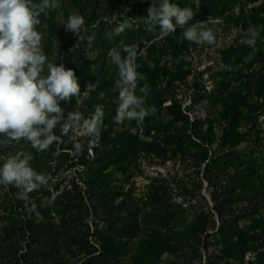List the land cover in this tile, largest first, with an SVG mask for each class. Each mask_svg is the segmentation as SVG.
Listing matches in <instances>:
<instances>
[{
    "label": "trees",
    "instance_id": "trees-1",
    "mask_svg": "<svg viewBox=\"0 0 264 264\" xmlns=\"http://www.w3.org/2000/svg\"><path fill=\"white\" fill-rule=\"evenodd\" d=\"M241 1L172 0L194 11L190 25L224 17L223 23L210 26L221 30L239 24L247 28L248 23L264 26V1L250 15L225 16ZM61 2V9L40 17L38 30L46 33L44 51L50 58H59L58 65L75 71L82 92L91 84L87 97L79 103L75 98L61 102V107L65 114L79 110L89 118L95 106L102 105L101 138L94 145L85 137L82 145L69 134L45 152L24 142L0 145V155L30 153L33 169L51 177L46 186L29 193L26 201L11 186L7 198L0 200L4 212H0V264H191L196 258L202 260L203 254L205 264H264V150L259 146L264 141V119H260L264 116V74L256 68L264 67V31L254 48L242 43L221 51L225 68L214 77L217 89L201 93L210 112L204 122H191L170 87L177 81L186 83L192 73L191 49L216 45L181 42L180 28L153 42L137 63L150 86L147 103L155 105L157 113L142 124H116L118 68L109 52L116 48L124 57L123 45L151 38L145 26L151 0ZM129 8H134L130 11L134 18L146 13L140 28L130 27L106 39L105 32L117 29ZM60 11L65 20L70 11L84 16L87 31L78 47L74 35L65 32ZM105 15L112 22L97 25ZM196 74L202 78L204 73ZM200 86L195 83L196 88ZM167 101L172 104L164 106ZM141 131L144 138L154 139L152 144L143 140ZM56 134L60 135L59 127ZM74 143L81 144L79 153ZM249 144L250 149L241 151ZM169 146L174 149H166ZM142 148L164 160L181 158L192 164L193 173L186 183L178 182L175 174L147 176L146 190L138 193L133 178L140 171L133 170L139 168ZM71 169V175H65ZM205 182L212 207L202 194ZM53 191H57L55 197ZM175 191L184 204L174 200ZM248 253H257L256 259L247 262ZM166 256L174 258L166 261Z\"/></svg>",
    "mask_w": 264,
    "mask_h": 264
},
{
    "label": "clouds",
    "instance_id": "clouds-1",
    "mask_svg": "<svg viewBox=\"0 0 264 264\" xmlns=\"http://www.w3.org/2000/svg\"><path fill=\"white\" fill-rule=\"evenodd\" d=\"M63 7L61 0H0V145H19L24 142L37 152L47 151L53 144L63 143L62 137L70 133L73 138L88 137L90 143L98 145L104 123L102 105H96L94 113L85 118L79 110L65 114L61 102L70 103L73 98L77 103L87 97V88L81 91L75 71L57 64V58H50L44 51L43 40L46 33L38 30L40 17H47L49 12ZM147 23L159 25L162 35L174 34L182 29V40L199 46H215L218 43L219 27L212 18L206 22L189 24L194 18L190 7H180L172 0H151L147 9ZM65 32L72 33L77 47L83 43L82 33L87 31L84 16L70 11L66 20L64 13L58 12ZM103 21L110 24L105 15L96 23ZM264 26H250L246 39L241 43L254 48ZM120 29L105 32V38L119 35ZM91 39V38H90ZM91 43L85 47V52ZM127 55L121 57L113 48L109 52L112 63L118 68L115 87L119 90V103L113 118L114 123L136 121L142 124L149 116L157 113L155 105L147 101L150 86L146 77L138 71V53L134 46L123 45ZM141 82H143L141 86ZM59 127L60 135L56 134ZM76 153L81 151V144L74 143ZM33 157L27 152L0 155V187L10 186L19 189V199L27 200L28 194L46 186L50 176L38 173L31 166Z\"/></svg>",
    "mask_w": 264,
    "mask_h": 264
},
{
    "label": "rangeland",
    "instance_id": "rangeland-1",
    "mask_svg": "<svg viewBox=\"0 0 264 264\" xmlns=\"http://www.w3.org/2000/svg\"><path fill=\"white\" fill-rule=\"evenodd\" d=\"M248 5L249 1L248 0H242L241 2H239L237 5ZM236 5V6H237ZM134 10V8H129L123 15V21H121L119 23V26L117 28L120 29V33H123L126 31V29L130 28V27H135L136 29L140 28V22L144 21L145 19V15L146 13H140L139 17L134 18L133 16L130 15V11ZM249 26L247 28H245L244 25L239 24V25H231L230 27H226V30H224V32H222V36L219 37V43L224 46V47H220V50L222 51L224 48L228 47L230 44L231 45H235V43L242 38V40H244V37L246 36V32L247 29L250 26H254L253 23H248ZM146 29L148 31V35L149 37H151L149 40H141L140 43L134 42L133 44H130V41L127 40V42H129L130 46H134L137 50L138 53V59L141 58V56L144 54V50L147 49V47H149V45H151L153 42L155 41H159L161 38L164 37V35L161 34L160 29H159V25L156 24L155 26H150L147 21H146ZM134 39V38H133ZM45 40V39H44ZM44 40H43V46H44ZM135 40V39H134ZM242 43L240 42L236 47L240 46ZM227 45V46H226ZM233 45V46H234ZM218 47V46H217ZM208 50V51H207ZM205 51H203L202 54H200V56H196L195 59H193L192 53H191V57H192V65L193 62H197L198 64L203 62V66L201 67L202 69L206 68V67H211V69L208 71V73L206 74L204 80L202 79L201 81H204L206 85H208L210 88L215 86L216 82L214 81V77L218 75V73H220L221 70H224L225 68V63L222 61V57L219 54V52L217 53H213L214 50H210L207 49ZM217 50V49H215ZM219 50V51H220ZM195 50H193L194 52ZM192 52V51H191ZM198 52V51H197ZM199 53V52H198ZM191 65V67H192ZM193 69V68H192ZM247 69V68H246ZM209 79L211 81H209ZM201 81H196V83H199L200 85H203V83ZM208 81V82H207ZM181 82H175L174 85L172 87H170V89L172 91H174L176 93V95H183L184 99L187 100V105H189V97L192 96L191 94H189V88L187 87V85H178ZM165 85L162 84L160 87L162 90L163 87ZM164 92V91H163ZM202 94L200 95H196L197 98V102L201 105V107L199 105H196L192 114L194 115V118H198L196 121H201L203 122L204 120L210 118L209 116V110L207 109L206 105L208 104L206 101H204V99H202ZM168 102V101H167ZM166 102V103H167ZM81 104V103H80ZM168 105V104H166ZM164 104V106H166ZM201 108L204 110L202 111ZM185 114V113H184ZM186 115V114H185ZM261 121H263L264 116L260 117ZM191 120V119H190ZM71 134V133H70ZM141 137L143 138V140L148 143V144H152L154 139L157 135L155 133V130H152L151 132V137L153 138H148L145 137L144 138V134L143 131H141ZM77 142L80 141L81 144H85V137H76L74 138ZM168 139V138H166ZM259 146L262 147V149L264 150V141L261 142L259 144ZM252 147V144L249 145H245L242 146L240 149L241 151L243 149H250ZM172 149V146L167 147L166 149ZM174 149V148H173ZM167 151V150H166ZM169 151V150H168ZM8 153L10 154V152L8 151ZM58 151L55 153V157L58 158ZM138 164H139V168L133 170L134 172L136 171H140V172H136L134 174V178L133 180L136 182V186L138 187V193L145 191L146 190V186L148 185L147 181V176L149 177H169L172 174L177 175L178 179L177 181L180 182L181 180H184V183H186L188 181L189 178V174L193 173L192 171V164L189 162H184L181 158H177L175 160H164L162 157L159 158L155 155H151L147 152L146 148H142L140 151V156L138 159ZM74 171V169H71L70 171H68L66 174H70ZM193 177H196V175H193ZM183 183V182H182ZM190 187V186H189ZM207 189V183H204V190L202 191V194L206 197L207 201L210 202V205L212 207V202L210 200V196H209V191L206 190ZM9 192L8 189H2V192H0V200L3 201V199H6V193ZM57 191H53L52 195L53 197H55V195ZM179 192H174L173 194V198L175 201H179L180 203L184 204V201L182 198H180L178 196ZM11 198V196H10ZM54 199V198H53ZM52 199V200H53ZM45 202V200H44ZM200 202H205L202 199H200ZM197 205L199 204L198 202H196ZM184 207H186V203L184 205ZM1 213H4L2 211H0ZM217 221V218H216ZM219 225V224H218ZM174 257H170V256H166L164 257V259L170 260L173 259ZM206 263V256L203 254V258L202 260H199L198 258H196L191 264H205Z\"/></svg>",
    "mask_w": 264,
    "mask_h": 264
},
{
    "label": "built area",
    "instance_id": "built-area-1",
    "mask_svg": "<svg viewBox=\"0 0 264 264\" xmlns=\"http://www.w3.org/2000/svg\"><path fill=\"white\" fill-rule=\"evenodd\" d=\"M264 0H259V1H257V2H249V4L248 5H241V4H239V5H237V6H235L233 9H232V11L231 12H226V14H225V16H230V15H234V16H241L243 13L244 14H247V15H250V14H252V10L255 8V7H257V6H259V5H261L262 4V2H263ZM215 21V23L216 24H221V23H223V21H224V17L223 18H221V19H215L214 20ZM222 32H224V30H221V32L219 33V37L220 36H222ZM242 41V38L241 39H239L236 43H235V45L234 46H237L240 42ZM231 45V44H230ZM218 46V47H217ZM222 45L219 43V39H218V43H217V45L215 46V47H213V48H210V50H214L213 51V53H217V52H219V54L221 55V50H220V47H221ZM227 46V45H226ZM222 47H224V46H222ZM227 48V47H226ZM208 48H205V49H200V48H198L197 50H195L194 52H193V50L191 49V51H192V56H193V59H195L196 58V56H200V54H202L203 53V51H205V50H207ZM215 49H217V50H215ZM225 49V48H224ZM223 49V50H224ZM220 50V51H219ZM222 50V51H223ZM199 53H198V52ZM208 51V50H207ZM203 66V62L202 63H200V64H198L196 61L195 62H193V65H192V73L190 74V75H188V77H187V82L186 83H179L178 85H187V87L190 89L188 92H189V94H191L192 96H190L189 97V105H187V100L186 99H184V96L181 94V95H176L177 96V100L181 103V105H182V110H183V112L187 115V116H189V118L191 119V122H196V120L198 119V118H194V115L192 114V112H193V110H194V108H195V106L196 105H199L200 107H201V105L197 102V98H196V95H200L201 93H203V91L204 90H207L209 93H211V92H213L214 90H216L217 89V87L216 86H213V87H209L208 85H206L205 84V82L204 81H201L202 79L204 80V78H205V76H206V74L208 73V69L209 68H211L210 66L209 67H206V68H204V69H202L201 67ZM256 68H257V71H263V74H264V67L263 66H258V65H256ZM197 72H199V73H204L203 74V77L202 78H200V77H197ZM197 78H200V79H197ZM196 81H201L202 83H203V85H201L200 86V88H196L195 87V83H196ZM209 81H211L210 79H209ZM208 82V81H207ZM166 104H168V105H166ZM165 105L166 106H170L171 104H172V102L171 101H168L167 103H166ZM201 110L202 111H204L202 108H201ZM207 116H209V115H207ZM196 119V120H195ZM207 120V119H206ZM206 120H204V121H206ZM203 121V122H204ZM212 206H213V204H212ZM263 213V215H264V211H262L261 212V214ZM256 256H257V253H248L247 255H246V257H245V259H246V261L247 262H249V261H251V260H255L256 259Z\"/></svg>",
    "mask_w": 264,
    "mask_h": 264
}]
</instances>
